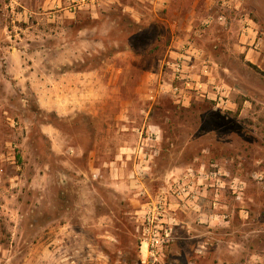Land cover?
I'll return each mask as SVG.
<instances>
[{"label":"rangeland","instance_id":"374dc122","mask_svg":"<svg viewBox=\"0 0 264 264\" xmlns=\"http://www.w3.org/2000/svg\"><path fill=\"white\" fill-rule=\"evenodd\" d=\"M118 6L0 0L1 244L62 236L63 264H144L142 219L167 202L173 231L156 264H264V30L241 41L217 27L189 42L211 62L224 110L172 64L119 73ZM243 6L264 22V0ZM139 34L135 48L153 38ZM192 62L189 75L201 70ZM193 172L199 197L211 191L199 206L172 193Z\"/></svg>","mask_w":264,"mask_h":264},{"label":"crops","instance_id":"0c3cea01","mask_svg":"<svg viewBox=\"0 0 264 264\" xmlns=\"http://www.w3.org/2000/svg\"><path fill=\"white\" fill-rule=\"evenodd\" d=\"M104 1L119 5L118 9L121 15L119 25L122 33L127 35L122 45L123 48L114 56V58L120 60L121 67L118 68L119 73L125 72L126 74L132 67H140L138 72H141L143 60L147 59L148 61L150 60V65H154V67H161L164 63L172 64L181 57L184 58L186 64L187 60L190 61L192 59L193 62L195 61V63L191 65L192 69L194 66H197L199 61L201 70L198 69V72L194 74L191 71L190 76L196 84L202 87L204 92L209 91L213 93L212 95H207L209 98L217 94L214 90V88L217 87V80L215 75H212L213 69L211 67V62L204 56L199 57L198 55H192L188 49L189 42L193 43L196 39L198 41V38L202 39L204 36L209 38L213 37L212 35H217V27L224 28L231 32H240L241 41H244V37L250 36L252 38V34H254L256 30H264V22L255 19L257 13H254L253 9L248 11L243 6L245 2H254V0ZM221 15L225 18V23L223 24L217 20ZM93 16L97 15L95 14ZM145 30H149L153 38H151L148 44L140 47L141 50L139 51L138 49L140 48H135L133 46L134 43L131 37L137 36ZM103 45L104 43H102V46ZM204 48V46L199 45V51H203ZM236 48L244 50L246 47L236 42ZM248 55H250V52H248ZM107 59H109V57ZM103 66L109 67V62H104ZM86 74L89 75L88 72ZM148 75L149 72L147 73L146 70L143 75L144 81L148 79ZM91 78L95 80L93 76ZM109 95L110 91H105L101 97L106 98L109 97ZM188 95L189 94L184 97L190 100L191 98ZM210 192L211 191H207L205 188L203 189L201 192L202 196L198 201V206L202 203L205 204L206 201L210 202V197H207L211 194ZM204 211L205 210H203V213ZM20 238L17 235H13L11 239H7L5 246H3L0 241V258L5 257L6 264H15V262H17L16 264H46L45 258H49L48 264H63L61 263V259L57 260L54 256L59 249H57V246L61 248V246H59L60 243L66 241L62 239V236H56V238L53 236L39 238L38 235L30 237L26 234H22ZM19 240H21V247L17 245ZM66 250H70V248Z\"/></svg>","mask_w":264,"mask_h":264},{"label":"built area","instance_id":"2783aa9c","mask_svg":"<svg viewBox=\"0 0 264 264\" xmlns=\"http://www.w3.org/2000/svg\"><path fill=\"white\" fill-rule=\"evenodd\" d=\"M95 2L96 0H72L71 11L75 12L83 7L95 5ZM217 20L222 24L225 23V18L222 15L219 16ZM185 65L186 63L183 57L177 59L172 63L171 67L174 73V77L178 80H184V83L186 84L188 89H196V92L198 94L204 95V92H200L202 89L200 85H193L194 80L187 73ZM210 98L216 103V106L223 108L224 110L231 109V107H229L228 105L222 107L221 104L223 103H221L220 101L217 102V94H215L214 97ZM219 100H222V102L226 101L223 97H220ZM189 174L190 179L188 181H182L181 184H178L172 191V193L176 194L177 196L185 195L188 198V201H195L196 199L200 198V192L197 190L196 181L194 180L196 174L194 172ZM232 190L235 193L238 192L237 187L233 183ZM166 203L167 202H159L154 206L152 212L145 215L142 219L141 252L144 256V264H156L161 254L163 253L165 244L171 240L173 228L171 226L165 225V216L167 210Z\"/></svg>","mask_w":264,"mask_h":264}]
</instances>
